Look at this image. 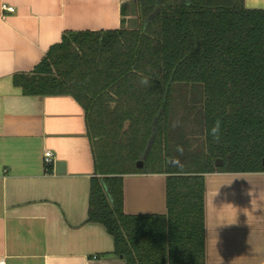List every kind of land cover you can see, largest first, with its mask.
<instances>
[{"label":"trees","instance_id":"16d2710c","mask_svg":"<svg viewBox=\"0 0 264 264\" xmlns=\"http://www.w3.org/2000/svg\"><path fill=\"white\" fill-rule=\"evenodd\" d=\"M131 5L137 19L64 32L13 83L83 108L95 165L88 222L105 227L116 257L205 264V175L264 172V9L245 0ZM138 174L166 175L165 214L124 212V177Z\"/></svg>","mask_w":264,"mask_h":264},{"label":"crops","instance_id":"0c3cea01","mask_svg":"<svg viewBox=\"0 0 264 264\" xmlns=\"http://www.w3.org/2000/svg\"><path fill=\"white\" fill-rule=\"evenodd\" d=\"M132 0H0V260L4 264H126L88 222L92 142L71 96H25L31 72L67 31L119 29ZM134 2V0H133ZM13 7V12L2 5ZM129 7L128 16L122 6ZM264 9V0H245ZM53 154L46 166L44 155ZM64 162V173L58 163ZM166 175L124 177V212L163 215ZM205 264H264V172L205 175Z\"/></svg>","mask_w":264,"mask_h":264},{"label":"built area","instance_id":"2783aa9c","mask_svg":"<svg viewBox=\"0 0 264 264\" xmlns=\"http://www.w3.org/2000/svg\"><path fill=\"white\" fill-rule=\"evenodd\" d=\"M2 9L8 12H13L14 8L7 6L5 4L2 5ZM44 162L46 166H51L53 164V154L50 151H47L44 155ZM0 264H4L3 260H0Z\"/></svg>","mask_w":264,"mask_h":264},{"label":"water","instance_id":"95a60500","mask_svg":"<svg viewBox=\"0 0 264 264\" xmlns=\"http://www.w3.org/2000/svg\"><path fill=\"white\" fill-rule=\"evenodd\" d=\"M134 1H136V0H134ZM263 164H264V160H263ZM222 165H223V160L217 159L216 162H215V166L216 167H221ZM142 166H143V162L142 161L137 163V167L138 168H142ZM57 171H58V173H64V162H59L58 163Z\"/></svg>","mask_w":264,"mask_h":264},{"label":"clouds","instance_id":"9594fccd","mask_svg":"<svg viewBox=\"0 0 264 264\" xmlns=\"http://www.w3.org/2000/svg\"><path fill=\"white\" fill-rule=\"evenodd\" d=\"M143 82L144 83H147L148 81L147 80H144ZM218 131H219V122H217L216 126L213 127V129H212V132H213L214 135L217 134Z\"/></svg>","mask_w":264,"mask_h":264},{"label":"flooded vegetation","instance_id":"af4514ba","mask_svg":"<svg viewBox=\"0 0 264 264\" xmlns=\"http://www.w3.org/2000/svg\"><path fill=\"white\" fill-rule=\"evenodd\" d=\"M132 1H133V0H132ZM132 1H131V2H132Z\"/></svg>","mask_w":264,"mask_h":264}]
</instances>
